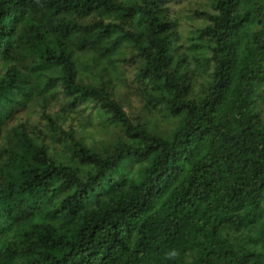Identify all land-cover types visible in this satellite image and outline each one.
Here are the masks:
<instances>
[{
    "label": "trees",
    "instance_id": "16d2710c",
    "mask_svg": "<svg viewBox=\"0 0 264 264\" xmlns=\"http://www.w3.org/2000/svg\"><path fill=\"white\" fill-rule=\"evenodd\" d=\"M0 264H264V0H0Z\"/></svg>",
    "mask_w": 264,
    "mask_h": 264
},
{
    "label": "rangeland",
    "instance_id": "374dc122",
    "mask_svg": "<svg viewBox=\"0 0 264 264\" xmlns=\"http://www.w3.org/2000/svg\"><path fill=\"white\" fill-rule=\"evenodd\" d=\"M177 9L179 10L182 18H181V31L184 34V36L188 35L189 32L193 29L196 28V21L191 22L190 20H188L186 17L188 15L189 12V7L187 6L186 2H183L180 6L177 7ZM185 40V39H184ZM128 71H130L129 68H127L125 70V73L130 76L129 73H127ZM132 76V74H131ZM130 76V78H131ZM134 92L133 89L128 88L126 84H121L118 88V93H120L121 96V101L123 102V104L125 105V109L130 112H132L134 115L136 114H140L141 113V103L139 100H137L135 98V96L131 93ZM168 124L167 123H161V127L162 128H168Z\"/></svg>",
    "mask_w": 264,
    "mask_h": 264
}]
</instances>
